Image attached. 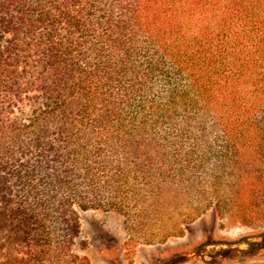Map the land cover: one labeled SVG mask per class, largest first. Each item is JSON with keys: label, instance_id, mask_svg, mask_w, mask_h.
I'll list each match as a JSON object with an SVG mask.
<instances>
[{"label": "trees", "instance_id": "16d2710c", "mask_svg": "<svg viewBox=\"0 0 264 264\" xmlns=\"http://www.w3.org/2000/svg\"><path fill=\"white\" fill-rule=\"evenodd\" d=\"M220 144L264 158V0H0V264H91L78 208Z\"/></svg>", "mask_w": 264, "mask_h": 264}, {"label": "rangeland", "instance_id": "374dc122", "mask_svg": "<svg viewBox=\"0 0 264 264\" xmlns=\"http://www.w3.org/2000/svg\"><path fill=\"white\" fill-rule=\"evenodd\" d=\"M219 146L222 156L194 174L168 167L155 186L139 177L131 217L78 208L79 252L91 264H264V189L251 182L264 180V158L238 159Z\"/></svg>", "mask_w": 264, "mask_h": 264}]
</instances>
